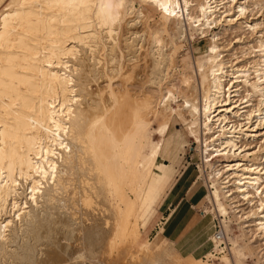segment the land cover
Masks as SVG:
<instances>
[{"label":"bare ground","instance_id":"bare-ground-1","mask_svg":"<svg viewBox=\"0 0 264 264\" xmlns=\"http://www.w3.org/2000/svg\"><path fill=\"white\" fill-rule=\"evenodd\" d=\"M134 2L0 0V264L13 259V225L41 210L23 263H43L38 244L48 239L49 261L57 253L74 264H106L102 256L125 243L128 264H264V23L250 21L264 0ZM147 6L161 11L158 25L147 24ZM218 25L206 64L184 73L174 43ZM229 31L252 38L240 67L224 59ZM127 40L137 54L147 47L142 95L125 85L140 76ZM177 120L184 134L169 132ZM185 137L197 143L205 199L232 245L220 258L208 252L206 263L179 256L172 241L153 249L146 240L133 251ZM54 211L68 226L53 224Z\"/></svg>","mask_w":264,"mask_h":264},{"label":"rangeland","instance_id":"rangeland-1","mask_svg":"<svg viewBox=\"0 0 264 264\" xmlns=\"http://www.w3.org/2000/svg\"><path fill=\"white\" fill-rule=\"evenodd\" d=\"M135 6L137 9L144 7V5L142 4L141 0H135L134 2ZM253 7V11L252 13H250L251 17H250V21L253 20V22H258V23H264V3H263V7H258L255 8ZM146 14L148 15L149 19L147 21L148 25H158L160 20H161V11L152 8L151 6H147V10H146ZM255 14V16H254ZM150 20V21H149ZM260 23V25H261ZM171 29V28H170ZM169 28H166L168 37L173 40V32H171ZM259 31L262 32V34H264V24L260 26V29H258ZM219 31H221V25H218L217 27L214 26L206 36L204 37H198L196 36L194 40H185V41H180L178 43H174L175 46V50L176 52L179 54V59L181 60V65H183V72L187 73V72H191L195 69H201L205 64H206V59H207V47L212 44V36L214 33H219ZM129 37V35H127ZM126 36V38H128ZM247 36V37H246ZM242 39V41L240 42L239 39ZM250 38V39H249ZM252 40V38L248 35V34H243L241 31H229V33L225 34L222 37L221 40V44L222 47H224V51H223V55H224V59L226 60V62L228 63V65H234V66H238L240 67V65H245V57L243 56V49H245V45L246 42H248L249 40ZM245 40V41H244ZM244 42V43H243ZM128 46H126V42H123V48L124 51L126 53H128V55H132L131 57L135 56V60L138 61L139 60V65H138V72L140 74L139 78H135V79H131L130 82L128 81V83L126 82V86L128 84V86L130 85L129 90L130 92H132L133 94L136 95H142L144 94V92L146 93L148 91V86H145V82H146V75H147V69L146 66H144V64L147 62V58L145 57L146 54V49H143V51L139 52L138 54L135 53L137 47L132 46L131 40H127ZM125 44V46H124ZM245 44V45H244ZM132 46V48H131ZM136 48V49H135ZM243 48V49H242ZM242 53V54H241ZM146 58V62L145 59ZM138 59V60H137ZM185 65V66H184ZM241 65V66H242ZM145 69H144V68ZM144 71V72H143ZM145 75V76H144ZM143 80V81H142ZM122 82V81H121ZM115 86L119 85L118 82L115 81ZM124 82L120 83L123 84ZM136 83V85H135ZM177 86H179V81L175 82ZM134 86H133V85ZM135 91V93H134ZM138 92V93H137ZM244 92L242 91L241 93V98H245L244 96ZM179 103H182L183 100L180 96H178L177 98ZM248 99H243V102H246ZM254 104H256L254 102ZM262 109H264V107H262ZM160 120H157L156 123H158ZM256 118H253V122L256 123ZM264 128V127H263ZM182 132V134L185 133V127L183 124H181V122L179 120L177 121H172L170 124V128H169V132L170 133H175V132ZM186 138V137H185ZM247 142V140H245ZM262 141V140H261ZM252 142V139L250 141V143ZM251 145V144H250ZM247 146V148L250 147V149H253L252 152H254L257 148L255 147V143H253V145L251 146ZM197 148V143H194L192 138H186L185 143L178 148V155L177 157H175L174 159V165L176 167V174L174 175V178L172 179V181L168 184V186L172 183L171 187L168 188V186L165 188L164 193L161 195V197L158 199L160 200L159 206H158V213L156 215V217H154L155 211L152 212L151 215L148 216V220L146 223H144L140 228V232H141V238L138 242V244L136 245V247L133 249V251H136L137 249L140 248V246L143 244L144 241L149 240L150 245L153 249H156L157 247H159L160 245L166 244L167 242L172 241L175 245V248L177 250V254L181 257H185V256H191L193 257L196 261H199L202 263H206L207 259L204 258V255L202 257V254L204 252V250L209 247L210 245H212L211 241L213 240V231H214V222H216V219L221 223V219L222 218H215V214H213L212 207L211 205L207 202V200L205 199V192L207 191L205 184H203L201 177V174L199 172V167L202 166V162L199 156V152L196 150ZM250 157H252V155H250ZM263 167V166H262ZM261 167V168H262ZM189 178V180L187 181L185 187L183 186V184L185 183L186 179ZM202 178L205 179V177L202 176ZM208 185L211 186L209 180H207ZM208 186V193L209 191H211V188L209 189ZM197 187H200V192L203 191L202 193V201L198 202L197 200L193 199L191 196L187 195L186 199H189V202L194 205V209L197 212V222L196 220V216L193 214L194 210L191 209L185 219L188 220L191 217L190 220V226L194 227L195 226V231L198 234L197 236H194L193 233H190L188 235V237H185L183 239V248H180V244L176 243L175 241L180 238L183 233L185 231H187L189 228H187L186 230L181 229L180 232L178 233L177 237L176 234H173L172 237H170V240H166L165 243L163 244H159L156 242V237L160 234H164V230H159L158 232L156 231V229L159 226V223L161 221L160 218L163 215H166L168 212V207H169V203H174L176 201V199L179 197V199L181 198V195L184 192H188L190 190V193L193 192ZM198 194V193H197ZM179 199L176 201L178 202ZM205 200V201H204ZM159 202V201H158ZM242 207H247V206H242ZM165 208V211H164ZM211 211V212H210ZM41 212V213H40ZM37 213L32 214L33 215V219H30L31 217H26L23 222L20 223H16L15 225H13V227L15 228V233H12L8 238V245L6 246V250L8 252V254H13V259H9L10 257L7 255L8 262L7 264H14V262H16L15 264H29L30 262L27 263H23L24 258L28 257L27 255H25L24 253V249L22 248V246H24V244L26 243V238H34L33 236V230L34 227H36L35 229V233L38 231L37 229V221L35 218L38 216H45L46 212L44 211H40ZM54 211L53 214H51L50 219L53 220V224H55V222H57V226H68V224H65V222H62V224L59 222L60 221V214H57ZM177 212L175 210L172 211V214L168 217H166V221H167V225H166V234L167 231L170 229V227L174 226V229H176V225H177V220H173L175 217H173V219H170L168 221V218L173 215L176 216ZM154 217V218H153ZM180 217L177 216L176 218L178 219ZM61 218H64V216L62 215ZM153 218V219H152ZM173 220V221H172ZM34 221V222H33ZM151 221V222H150ZM147 223L149 225H147ZM234 222H232L233 225ZM146 224V225H145ZM222 224V223H221ZM65 226V227H66ZM147 226V229L145 228ZM65 227L63 230H59V235H58V239L60 240L61 244H64L63 241V237L65 235ZM160 227H165V225H160ZM39 228V227H38ZM152 228V229H151ZM151 229V230H150ZM157 232V233H156ZM232 232L235 234H238V230L237 227L234 226L232 228ZM54 233V232H53ZM13 235V236H12ZM36 235V234H34ZM162 236V235H161ZM44 241V242H43ZM48 239H43L42 243L38 244V252H39V257H41V259H43V263L41 264H74L75 261H73V259H68L66 256H64L63 258L61 256H59V254L55 253L52 258L54 257V259H52V261L50 260L51 256H48L46 254V252L51 248L49 247V245L45 242H47ZM229 241L226 242V245L223 249L222 252L217 253L215 256L217 258H220L223 254H228L230 252V249L232 247V245L230 243H228ZM44 243V244H43ZM34 244V243H33ZM205 244V245H204ZM204 245V249L201 250V246ZM128 247V244H122L120 245V251L117 255H113L108 257V255H104L102 256V261L105 262L106 264H128L129 259L127 258L126 261V253L124 252ZM16 254V255H15ZM23 257V259H19ZM232 257H234V255L232 254ZM216 258V259H217ZM215 259V260H216ZM73 263H72V262ZM82 262H84L83 260H80ZM204 261V262H203ZM70 262V263H69ZM217 262V263H216ZM209 264H218V261H213V262H207ZM258 260L256 259H252L249 264H257Z\"/></svg>","mask_w":264,"mask_h":264},{"label":"crops","instance_id":"crops-1","mask_svg":"<svg viewBox=\"0 0 264 264\" xmlns=\"http://www.w3.org/2000/svg\"><path fill=\"white\" fill-rule=\"evenodd\" d=\"M189 180V178H187L186 179V181H185V183L183 184V186L185 187V185H186V183H187V181ZM171 185H172V183L168 186V188H170L171 187ZM200 190V187H197L193 192H191L190 193V190L188 191V192H184L182 195H181V198L179 199V197L176 199V201L179 199V201L178 202H174L173 204L172 203H169V207L167 208L168 209V212H167V214L166 215H163V216H161V218H160V220L159 221H161L160 223H159V226L157 227V228H159V229H156V231L158 232L159 230H164L165 232H164V234H160V235H158L157 237H156V242L157 243H159V244H163V243H165L166 242V240H170L169 238L170 237H172V235L173 234H176V237H177V235H178V233L180 232V230L181 229H183V230H186L187 228H189L187 231H185L184 233H183V235L180 237V238H178L175 242L178 244H180V248H182V249H184L183 248V239L185 238V237H188V235L190 234V233H193L194 234V236H197L198 237V234L196 233V231H195V226L193 227H191L189 224H190V220H191V218L190 219H188V220H186L185 221V219H186V217H187V215H188V213H189V211L191 210V209H193L194 210V215L196 216V222H197V212L195 211V209H194V205H192L190 202H189V199H186V197H187V195H189V196H191L193 199H195V200H197L198 202H200V201H202V193H203V191L199 194L198 193V195L196 194V192H198ZM166 192V191H165ZM161 200V199H160ZM160 200H158L159 202L157 203V205L155 206V208H156V211H155V209H154V211H155V214H154V217H156V215H157V213H158V206H159V203H160ZM205 201V200H204ZM173 210H175L176 212H177V214H176V216H171V218L169 217L168 218V221L170 220V219H173V217H175L173 220H177V225L175 226L176 227V229H174V226H172V227H170V229L167 231V234H166V225H167V221H166V217H168V216H170L171 214H172V211ZM164 211H165V208H164ZM180 215V217L177 219L176 217L177 216H179ZM153 217V218H154ZM152 218V219H153ZM172 220V221H173ZM151 222V221H150ZM165 225V227H160V225ZM147 225H149L148 223H147ZM146 229H147V226L145 227ZM152 229V228H151ZM150 229V230H151ZM156 232V233H157ZM162 235V236H161ZM186 239V238H185ZM147 240V239H146ZM205 245V244H204ZM204 245L203 246H201V250H203L204 249ZM210 247H211V245L209 246V247H207L205 250H204V252H203V254H202V257L205 255V253H207L209 250H210ZM188 257V256H187Z\"/></svg>","mask_w":264,"mask_h":264},{"label":"built area","instance_id":"built-area-1","mask_svg":"<svg viewBox=\"0 0 264 264\" xmlns=\"http://www.w3.org/2000/svg\"><path fill=\"white\" fill-rule=\"evenodd\" d=\"M213 235L215 237V241H217V244H215L214 241L212 240L211 241L212 245H211L210 250L208 252H209V254L211 253V255L215 256L217 253L222 252V250L224 249V247L226 245L224 242L223 230H222L221 225L217 219H216V222H214ZM220 249H222V250H220ZM207 253H205V255ZM204 258L211 260V257L207 258L204 256Z\"/></svg>","mask_w":264,"mask_h":264}]
</instances>
